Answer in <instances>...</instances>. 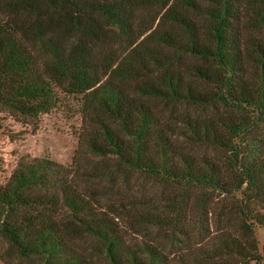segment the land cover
I'll use <instances>...</instances> for the list:
<instances>
[{"label":"trees","instance_id":"trees-1","mask_svg":"<svg viewBox=\"0 0 264 264\" xmlns=\"http://www.w3.org/2000/svg\"><path fill=\"white\" fill-rule=\"evenodd\" d=\"M54 87L80 95L94 124L83 150L113 157L122 179L140 172L185 190L159 207L119 192L110 209L55 162L21 159L0 185V235L19 255L85 264L72 246L85 235L109 264H164L114 221L137 234L172 228L197 190L200 207L239 198L219 214L236 228H220L193 264H264L251 229L264 228V0H0V111L35 117L54 107Z\"/></svg>","mask_w":264,"mask_h":264},{"label":"rangeland","instance_id":"rangeland-1","mask_svg":"<svg viewBox=\"0 0 264 264\" xmlns=\"http://www.w3.org/2000/svg\"><path fill=\"white\" fill-rule=\"evenodd\" d=\"M116 49L114 44L104 49ZM194 58H183L180 66L187 65ZM179 66V65H178ZM57 98L53 108L40 112L35 117H22L6 109L0 111V185H4L16 163L33 158H47L66 170L71 176L74 185L79 190L92 191L100 197V203L107 208H119V192L128 199L147 202L151 207L166 205L174 194H181L183 187L178 184H167L161 178L140 172H128L122 179L119 177V168H114L113 157H95L79 146V139L85 138L88 132L93 131L94 124L84 114L80 95L68 94L57 87L53 88ZM191 110H194L191 109ZM198 110V109H195ZM214 111L208 109L205 115ZM198 114L203 115L199 109ZM211 155V151L201 148L194 150V154ZM107 165L105 169L103 166ZM101 169V170H98ZM92 171L98 173V178ZM185 190V189H184ZM87 193V192H85ZM197 190L188 192L189 197L183 198L184 213L176 226L147 227L145 232L137 234L119 218L114 221L122 235L129 242L141 240L153 243L166 255L164 264H193L203 258L202 254H211V236L220 228L235 229L234 220L227 219L221 214L230 210L232 204L239 198V193L219 195L207 198L204 206L200 207L195 201ZM197 197V196H196ZM95 198V197H94ZM181 199V198H180ZM126 203V201H122ZM263 211V210H261ZM252 234L256 248L262 253L264 247V228L257 224L252 225ZM74 251L85 260V264H109L95 248L93 238L78 235L73 239ZM223 264H240L234 256H225ZM0 264H40L34 256L24 257L10 246L0 235ZM249 264H253L249 262Z\"/></svg>","mask_w":264,"mask_h":264}]
</instances>
